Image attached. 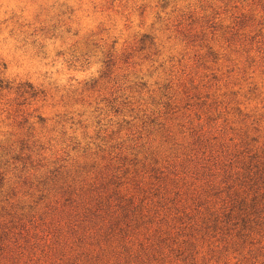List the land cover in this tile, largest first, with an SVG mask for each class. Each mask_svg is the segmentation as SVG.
<instances>
[{
	"label": "rangeland",
	"instance_id": "374dc122",
	"mask_svg": "<svg viewBox=\"0 0 264 264\" xmlns=\"http://www.w3.org/2000/svg\"><path fill=\"white\" fill-rule=\"evenodd\" d=\"M0 264H264V0H0Z\"/></svg>",
	"mask_w": 264,
	"mask_h": 264
}]
</instances>
